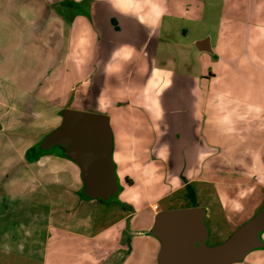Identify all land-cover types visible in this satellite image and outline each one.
Instances as JSON below:
<instances>
[{
  "label": "crops",
  "instance_id": "1",
  "mask_svg": "<svg viewBox=\"0 0 264 264\" xmlns=\"http://www.w3.org/2000/svg\"><path fill=\"white\" fill-rule=\"evenodd\" d=\"M208 9L205 51L203 37L187 36ZM177 47L188 49L182 68ZM66 109L109 119L120 188L109 201L83 192L82 169L62 148L39 149ZM263 149L264 0H0V207L30 217L23 233L0 230V264H158L150 231L175 208L160 202L193 184L197 198L217 191L230 217L244 194L232 196L238 184L220 175ZM137 230L151 245L140 259ZM253 253L264 248L232 264Z\"/></svg>",
  "mask_w": 264,
  "mask_h": 264
},
{
  "label": "water",
  "instance_id": "2",
  "mask_svg": "<svg viewBox=\"0 0 264 264\" xmlns=\"http://www.w3.org/2000/svg\"><path fill=\"white\" fill-rule=\"evenodd\" d=\"M209 38L200 40V50H211ZM62 124L39 144L41 150L62 148L82 169L83 192L109 201L120 188L111 157L112 134L106 115L66 109ZM203 206L167 209L159 212L150 233L160 241L158 264H232L251 251L264 248L259 235L264 231V206L240 225L223 243L206 246L208 236Z\"/></svg>",
  "mask_w": 264,
  "mask_h": 264
},
{
  "label": "rangeland",
  "instance_id": "3",
  "mask_svg": "<svg viewBox=\"0 0 264 264\" xmlns=\"http://www.w3.org/2000/svg\"><path fill=\"white\" fill-rule=\"evenodd\" d=\"M218 7H219V10H221V6L219 5ZM211 17L212 16H211L210 10L208 9V10H206L203 21L195 23L194 26H188V27H190L191 32L187 36V39H188V41H190L191 44H196L195 42L197 41L196 40L197 37H203V39H206V38L211 37L213 34H215V31L213 32V30H212L213 28L211 26V19H212ZM177 24H178V26H181V25H183V21L177 20ZM175 37L178 38L177 35H175ZM172 49L175 50L176 57H177L176 58L177 62L175 64L176 65L175 67H178V68L184 67L183 66L184 60L182 58H181L182 59L181 60L179 57H181L182 52L185 51V49H187V48L177 47V48H172ZM185 52H186V54L183 53L182 57L189 55L187 53V51H185ZM205 60L206 59H204V62H206ZM125 81H127V80H125ZM252 148L254 150L255 146H253ZM262 152H263L262 156L264 157V149ZM236 163L238 164V166H240V168L238 169L239 172H236V174H235V172H233L232 175H220L221 178L236 181V183L238 184V185H236V187H233V186L230 187L231 191H228V192L232 196L235 195V197H238V195L240 196V195L244 194L243 197H241V199H240V197L238 198L240 200H237V203H236V201L231 202L227 206V209L230 212V214H229L230 217H228L227 214H226L227 216L225 215L224 209L221 207V205L215 199L217 194H218V192L215 190L214 191L212 190L213 192H204V193L201 192L200 196L197 198L196 202H194L192 199L176 200L173 203H170L167 200L160 202V205H162V207L173 206L175 208H179L182 206L190 207V206H197V205L204 207L207 205V207H209L211 209V214L207 217L205 216V219H204V224H205L207 231H208V236H207V239L205 241L206 246L212 247V246H216V245L223 243L225 240H227L230 237V235L240 225H242L247 220L251 219L264 206V170L263 169H257V168L253 169L254 166H257L256 163L258 165H260L259 163H264V158L263 159L259 158L257 160L256 157H254V152H248L244 155V159L236 160ZM248 180H251V181H250V183H247V185H246V182ZM212 186H214V185H212ZM246 186H247V188H246ZM214 187L216 189V186H214ZM215 193H217V194H215ZM27 195H29V194H27ZM38 196H40L45 201L48 200V195H47L46 191L45 192L42 191V193H38ZM113 201H115V200L113 199ZM239 204H241L242 206H240ZM3 205L4 204L2 203V206ZM236 205H238L239 207L238 206L236 207ZM0 208L3 212H5L4 210L6 208L4 206L0 207ZM238 208H241V209H238ZM45 209H46V207H45ZM235 209H237L238 212H235ZM6 214H7L6 222H2V220H0L1 232L6 231L8 234L19 233V232L23 233L20 231V230H23V226L26 228L30 225V220L28 219L30 217L27 214H24L23 212L21 213V215L18 216V213H13V212L10 213L8 211V209H6ZM44 215L45 216L42 219H40V220L38 219L37 231H38V234H40L41 236H43L46 239V237L48 235L47 233H49V229L47 227L48 223H47L46 212ZM15 221H17V222H15ZM18 226H21V227H18ZM138 229H140V228H138ZM134 234L137 237L136 238L137 242H138V240L140 242V244H139L140 249L136 252V255H137L136 258L140 259V258H142L143 252H146V251H144V249L149 250L148 246L150 247L151 245L150 244L147 245V243H142V241H140L143 239L142 236L145 237L147 235V234H145L144 231L137 230ZM151 236H153V235H151ZM259 237H260V239H262L264 241V231L260 233ZM155 238L158 240L157 237H155ZM126 240H128V239H126ZM147 242H149V241H147ZM150 250H151V248H150ZM127 252H128V247L126 246L125 248H123L122 254L118 255L117 261H119L120 259L121 260L125 259ZM240 264H264V253H253L247 257L245 262L240 263Z\"/></svg>",
  "mask_w": 264,
  "mask_h": 264
},
{
  "label": "trees",
  "instance_id": "4",
  "mask_svg": "<svg viewBox=\"0 0 264 264\" xmlns=\"http://www.w3.org/2000/svg\"><path fill=\"white\" fill-rule=\"evenodd\" d=\"M183 199H192L194 202L197 201V190L193 184L186 185V192Z\"/></svg>",
  "mask_w": 264,
  "mask_h": 264
}]
</instances>
